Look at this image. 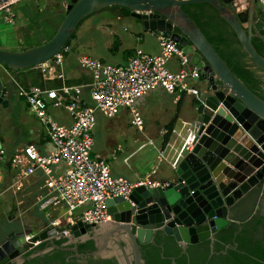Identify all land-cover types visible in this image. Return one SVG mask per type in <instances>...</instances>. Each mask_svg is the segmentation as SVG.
<instances>
[{"label": "water", "instance_id": "1", "mask_svg": "<svg viewBox=\"0 0 264 264\" xmlns=\"http://www.w3.org/2000/svg\"><path fill=\"white\" fill-rule=\"evenodd\" d=\"M201 3L210 5L230 26L242 49L264 73V58L252 44L253 38L264 43V11L256 7L255 0H71L49 41L20 52L0 50L3 106L14 83L10 72L2 71L50 66L79 22L102 10L127 9L146 30L162 32L172 40L189 64L200 71L198 81L203 88L199 89L195 118L184 130L182 145L184 139L187 143L178 149L172 166L173 181L165 187L139 186L127 198L107 200L109 223L87 225L79 221L72 225L71 234L62 238H72V245L96 242V250L86 256L116 257L118 264H143L140 246L154 244L157 233L172 237L184 252L188 245L213 242L217 231L230 223L248 221L259 207L264 194V100L232 73L181 8ZM55 233L43 229L36 235L31 231L6 234L0 242V264H23L24 257L18 259L31 250L33 242L52 235L57 239ZM27 236H31L29 241ZM122 246L130 255L127 262ZM64 247L53 241L36 254L55 248L81 257L76 248ZM171 262L176 264L174 259Z\"/></svg>", "mask_w": 264, "mask_h": 264}, {"label": "crops", "instance_id": "2", "mask_svg": "<svg viewBox=\"0 0 264 264\" xmlns=\"http://www.w3.org/2000/svg\"><path fill=\"white\" fill-rule=\"evenodd\" d=\"M70 1L21 0L16 3L13 7L16 14L13 24L4 22L0 15V50L20 52L47 42L44 40L45 35L48 32L52 33L53 30L56 32L58 25L65 16V6ZM95 14L100 16L112 14L111 18L113 19V25L107 24L111 28L109 32L110 44L106 49L103 48L97 52L99 53L98 57H91L80 54L76 50H71L69 44L68 47H65L66 50L63 49L61 53L62 61L59 66L54 62L52 63L54 65L50 64L45 68L33 67L26 70H14L13 72L10 69L2 71V73L10 72L9 78L14 83L15 94L11 90L8 91V93H11L10 99L4 97V100H8L7 105L0 104V149L5 152L4 158L0 162V242L4 240L6 234L12 231H31L33 235H36L42 232L43 229L48 232L56 230V228L50 226L52 221H58L60 226L57 229L59 230L69 227V214L64 205H44L48 197L45 186L48 176L40 170L31 175H24L23 165H11L12 158L19 155L22 149L28 145L33 146L42 155L49 154L52 150L47 137L46 126L40 122L25 99L18 96L17 89L39 88L45 91H56L57 98L55 100L44 97L46 115L58 125L70 127L73 118L65 108L66 105L72 101L80 107L93 105L90 99L91 73L79 66V57L87 56L103 64L124 67L127 65L128 59L137 50H141L148 55H155L159 52L155 35L151 34V31L154 32V30H145L143 23L131 17L130 14L120 12L118 9L114 11L102 10ZM122 20L129 21L128 26L130 27L121 28L120 21ZM168 67L173 72L178 71L177 59L173 58ZM199 83L202 82H191V85L201 89ZM75 89L80 91L79 94L75 93ZM187 98L192 100L190 106ZM168 100H170L172 108L167 103ZM149 103L152 105L150 111L162 114V118L166 119L161 122L162 124L156 121L155 125L159 126L157 132L159 140L155 145H153L154 141L149 140L155 150L156 166L159 165V170L155 167V169H151L150 172L143 175L135 172L131 174L130 178H125L124 172L114 170L111 167V161L121 153L120 146L116 147L115 150L101 151V149L95 148L92 132L91 157L104 160L110 166L112 176L124 178L132 184L139 181L148 183H169L173 181L174 178L169 179V177L162 176L160 168L165 163L166 166L172 169V164L177 161L175 151L181 149V137L185 135L184 130L195 118L198 98L183 95L176 100L174 96L161 91L151 93L135 104V109L143 121L141 128L131 124V114L128 110L121 111L116 117L127 114L129 125L137 131L145 132L146 122L141 115V109L142 107L146 108ZM95 126L96 122L94 128ZM143 147L144 144L140 145L123 158L125 167L129 166L127 161ZM64 171V165L55 167L52 176L60 175ZM71 216L78 219L80 213L75 211L71 213ZM109 221L111 222V219ZM55 240L56 238H53V235L48 236L45 240L40 241V244H47ZM31 250H35V248L32 247ZM24 255L18 259V262Z\"/></svg>", "mask_w": 264, "mask_h": 264}, {"label": "built area", "instance_id": "3", "mask_svg": "<svg viewBox=\"0 0 264 264\" xmlns=\"http://www.w3.org/2000/svg\"><path fill=\"white\" fill-rule=\"evenodd\" d=\"M19 1L21 0H0V15L4 22L13 24L16 17L13 7ZM255 3L264 9V0H255ZM151 34L155 35L159 52L148 55L137 50L124 67L103 64L87 56L79 57V66L91 73L90 99L93 105L80 107L73 101L66 105L65 108L73 118L70 127L58 125L46 115L44 97L55 100L56 91L39 88L17 89L18 96L25 99L40 122L46 126L52 150L49 154L42 155L33 146L28 145L19 155L12 158L11 165H23L24 175H31L40 170L48 176L45 184L48 197L44 205H64L69 214V227L66 229H57L60 226L58 221L50 223L51 227L56 228L55 235H68L70 227L79 221L87 225L109 221L111 217L105 207V202L109 199L127 198L132 190L139 186H168V183L142 181L132 184L124 178L112 176L110 166L104 160L91 157L92 129L97 113L113 118L121 111L128 110L131 114V124L141 128L143 121L135 109V104L140 99L156 91L172 95L176 100L183 95L196 98L199 96V88L192 86L191 82L199 80L200 71L189 64L183 51L162 32L151 31ZM173 58H176L178 63L176 72L168 67ZM60 63L61 54L55 58V64L59 66ZM74 91L76 94L80 92L78 89ZM181 138L183 140L184 137ZM186 143L187 140L184 139L181 147L184 148ZM175 153L177 154L178 150ZM4 154L0 149V162ZM175 163L176 161L172 166H175ZM63 165L65 171L52 176L53 169ZM75 211L80 213L78 219L71 216ZM30 239L31 236L26 237V241ZM32 244V247H36L40 242Z\"/></svg>", "mask_w": 264, "mask_h": 264}, {"label": "trees", "instance_id": "4", "mask_svg": "<svg viewBox=\"0 0 264 264\" xmlns=\"http://www.w3.org/2000/svg\"><path fill=\"white\" fill-rule=\"evenodd\" d=\"M181 8L197 25L232 73L255 95L264 100V78L261 75L263 71L254 65L242 49L230 26L206 3L184 5ZM118 10L130 14L127 9ZM74 37L75 32L66 42L65 47L69 46ZM252 44L257 53L264 58V44L259 39L252 40ZM67 241L60 239L54 241V244L64 247ZM45 246L46 244L42 243L37 249L27 252L23 264H79L75 258H69L71 253L66 250L53 249L42 255L35 253L45 249ZM76 248L79 253L91 252L95 250V242L89 240L78 244ZM140 252L143 264H172V259L176 264H264V215L258 211L244 223H230L215 233L213 242L207 240L188 245L184 252L172 237L157 233L154 244L141 245ZM33 253L35 255L32 257ZM84 264H118V262L114 259H89Z\"/></svg>", "mask_w": 264, "mask_h": 264}, {"label": "rangeland", "instance_id": "5", "mask_svg": "<svg viewBox=\"0 0 264 264\" xmlns=\"http://www.w3.org/2000/svg\"><path fill=\"white\" fill-rule=\"evenodd\" d=\"M111 16L112 14H103L101 16L93 14L86 17L76 29L75 37L70 42V49L76 50L80 54L98 57L99 53L97 52L103 48L106 49L111 41H109V32L111 28L107 26V24L113 25ZM128 22L129 21L126 20L120 21L121 28H129ZM53 32L54 30L52 33L48 32L44 40L49 41L55 34V32ZM199 85L202 89L203 84L199 83ZM10 89L15 94L12 86ZM187 101H189L190 106L192 100L187 98ZM167 103H169L172 108L170 100H168ZM151 106V103H149L146 108L142 107L141 109V115L146 122L145 132L137 131L133 126L129 125L127 114L115 118H107L101 114L96 115V126L92 131L95 148L101 149V151H107L108 149L115 150L116 147L120 146L121 153L111 161V167L114 170L124 172V177L127 179L135 172H139L143 175L146 172H150L151 169H155V167L159 170V165L156 166L157 157L153 149V145L159 140L157 133L159 126L155 124L156 121L162 124L161 122L166 119L162 118V114L150 111ZM150 139L154 141L153 145L149 143ZM142 144H144V147L127 161L129 166L125 167L123 158ZM160 170L161 174H163L162 176L169 177V179L174 177L173 170L170 169L169 166H166L165 163H163Z\"/></svg>", "mask_w": 264, "mask_h": 264}, {"label": "flooded vegetation", "instance_id": "6", "mask_svg": "<svg viewBox=\"0 0 264 264\" xmlns=\"http://www.w3.org/2000/svg\"><path fill=\"white\" fill-rule=\"evenodd\" d=\"M256 7L259 8V9H262V8L259 7L257 4H256ZM262 10L264 11V9H262ZM263 38H264V36H263ZM255 39H258V38H253L252 40H255ZM259 40H260V39H259ZM260 41L263 43L262 40H260ZM263 44H264V43H263ZM261 75H262L263 78H264V73H263V72L261 73ZM258 211H260L261 214L264 215V202H263V198L261 199V201H260V203H259V207H258L256 213H257ZM256 213H255V214H256ZM255 214H254V215H255ZM254 215H253V216H254ZM253 216H252V217H253ZM70 234H71V232H70L68 235H66V236L55 235V236L58 237L55 241L60 240V239H65V238H62V237H67V236H69ZM59 237H61V238H59ZM71 239H72V238H71ZM71 239H68V241L65 243L66 246H68V245H72L71 242L73 241V239H72V240H71ZM87 241H89V240H87ZM87 241H85V242H87ZM85 242H83V243H85ZM54 243H55V242H54ZM78 244H80V243L78 242V243L76 244V246H77ZM95 244H96V242H95ZM119 244L122 245L121 242H120ZM38 246H39V245H38ZM38 246L33 247V248L37 249ZM49 246H50V245H49ZM49 246H48V247H49ZM76 246H75V247H72V248H76ZM48 247H47V248H48ZM65 248H67V247H65ZM122 248H124V246H122ZM122 248H121V249H122ZM54 249H55V248H54ZM125 249H126V248H124V250H121V251H122V256L125 258V261L127 262L128 259L130 258V255L127 254V251H125ZM76 250H77V248H76ZM95 250H96V246H95ZM95 250H94V251H95ZM126 250H127V249H126ZM40 251H42V249H40L39 252H40ZM66 251L71 253V255L69 256V258H75V259L78 261L79 264H84L85 261H87V260H89V259H93V260H96V259H103V258H101V257L86 256L87 254H89V253H91V252H93V251H91V252H86V253H79V252L77 251V253H78L81 257H77V256H76L73 252H71V251H68V250H66ZM49 252H50V251H49ZM49 252H47V253H49ZM35 253H36V252H35ZM35 253H33L32 257L35 255ZM42 254H44V252H43ZM42 254L40 253V255H42ZM106 259H114V260H116V261L118 262V260H117L116 257L106 258Z\"/></svg>", "mask_w": 264, "mask_h": 264}, {"label": "bare ground", "instance_id": "7", "mask_svg": "<svg viewBox=\"0 0 264 264\" xmlns=\"http://www.w3.org/2000/svg\"><path fill=\"white\" fill-rule=\"evenodd\" d=\"M62 61V60H61Z\"/></svg>", "mask_w": 264, "mask_h": 264}]
</instances>
